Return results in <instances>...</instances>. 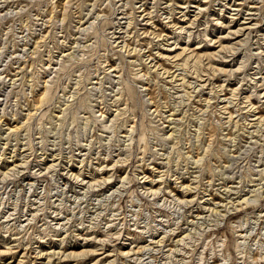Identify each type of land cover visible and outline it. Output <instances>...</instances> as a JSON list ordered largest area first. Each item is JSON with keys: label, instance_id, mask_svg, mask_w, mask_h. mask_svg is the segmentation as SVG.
Segmentation results:
<instances>
[{"label": "rangeland", "instance_id": "1", "mask_svg": "<svg viewBox=\"0 0 264 264\" xmlns=\"http://www.w3.org/2000/svg\"><path fill=\"white\" fill-rule=\"evenodd\" d=\"M0 264H264V0H0Z\"/></svg>", "mask_w": 264, "mask_h": 264}]
</instances>
